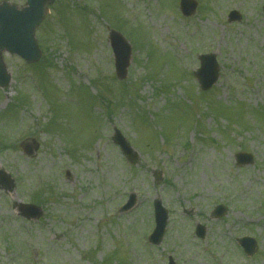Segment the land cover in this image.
Listing matches in <instances>:
<instances>
[{
  "label": "rangeland",
  "instance_id": "rangeland-1",
  "mask_svg": "<svg viewBox=\"0 0 264 264\" xmlns=\"http://www.w3.org/2000/svg\"><path fill=\"white\" fill-rule=\"evenodd\" d=\"M178 2L57 0L36 32L38 62L3 53L0 170L14 187H0V264H264V0H196L187 17ZM109 29L131 46L124 80ZM204 53L218 64L208 91L193 75ZM33 141L28 156L19 144ZM156 198L169 219L154 246ZM21 203L42 216L24 218ZM243 236L256 241L250 257Z\"/></svg>",
  "mask_w": 264,
  "mask_h": 264
},
{
  "label": "water",
  "instance_id": "water-1",
  "mask_svg": "<svg viewBox=\"0 0 264 264\" xmlns=\"http://www.w3.org/2000/svg\"><path fill=\"white\" fill-rule=\"evenodd\" d=\"M53 1L54 0H27L26 5L22 8H18L15 4H9L5 1L0 3V87H6L10 82V74L1 56L3 51L16 54L28 63H34L40 58L41 53L35 39V29L44 18L47 12V6L52 4ZM181 4L184 8L185 0H182ZM188 8L189 10H185V13L192 14L195 9V4L193 3ZM231 15H233V13ZM109 39L115 55V73L118 78L123 79L126 76L127 67L129 65L130 46L122 35L115 31L110 32ZM199 59L200 67L195 71V76L200 87L203 90H207L217 80L218 65L212 54L201 55ZM113 139L121 146L122 151L129 159H134V154H132L130 147L118 131L115 132ZM24 149L28 153H31L30 148ZM238 157L240 158V163L250 162L248 155L239 154ZM131 203L132 202H129L126 208L130 206ZM29 207L37 211L36 215L39 214L38 208L27 205L24 206V208ZM154 208L156 227L149 239L152 243L158 244L165 230L167 211L161 206L159 200L154 201ZM224 212L225 209L220 206L216 208L214 214L221 216ZM197 235L203 236L202 228L199 230L198 227ZM241 243L249 254H252L256 249L255 242L249 238L242 239ZM169 264H173V262L170 261Z\"/></svg>",
  "mask_w": 264,
  "mask_h": 264
}]
</instances>
